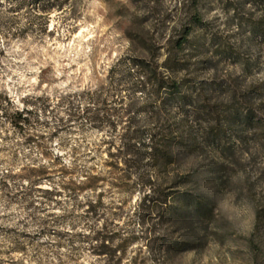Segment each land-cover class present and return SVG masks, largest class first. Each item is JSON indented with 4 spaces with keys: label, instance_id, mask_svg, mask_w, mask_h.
I'll use <instances>...</instances> for the list:
<instances>
[{
    "label": "rangeland",
    "instance_id": "rangeland-1",
    "mask_svg": "<svg viewBox=\"0 0 264 264\" xmlns=\"http://www.w3.org/2000/svg\"><path fill=\"white\" fill-rule=\"evenodd\" d=\"M0 108V264H264V0H0Z\"/></svg>",
    "mask_w": 264,
    "mask_h": 264
},
{
    "label": "trees",
    "instance_id": "trees-1",
    "mask_svg": "<svg viewBox=\"0 0 264 264\" xmlns=\"http://www.w3.org/2000/svg\"><path fill=\"white\" fill-rule=\"evenodd\" d=\"M199 1V0H196ZM195 24L196 25H202V21L199 17L195 18ZM191 34L190 32H187V36H189ZM187 41V39L185 38L183 40L182 43H180V46H182L183 44H185V42ZM167 85V84H166ZM167 89V86H165L164 84L159 85V91L165 90ZM171 92L169 93H173V95L179 93L180 91V87L177 84H173V86L170 88ZM160 96L158 97V99L156 101L160 100ZM1 109V108H0ZM93 110H87L86 115L88 117V121L90 123H95V122H102V124H106V125H111L113 127H116L115 123H111L110 121H106L105 120H100L97 118H92V114L95 115L93 112ZM97 111V110H96ZM23 116V113L20 114L19 112L16 113L15 118L16 119H21ZM18 123H20V121L14 120L12 122V124L14 126H17ZM122 123V122H121ZM132 123H129V126H127V128H125V133L121 136L120 141H121V147L119 149L116 150V153H111L109 152V162H107V166L109 168H112V170L114 171H122L120 164L122 163L123 166L125 167V171H123V174L121 175V177L118 179L120 181H130L132 178V156L136 157L137 160H139V162H142L144 160V155L147 149L153 150L152 154H149L150 157H152L153 161H155L156 163L161 161V159L166 155V151L164 150V148L161 147V145L159 144L160 141H156L155 137H152L150 142L152 143L151 145H147L146 143H144L142 138H137V139H132V131H131V126ZM136 141L134 142V144H132V141ZM59 159V158H58ZM61 162L62 159H60ZM63 166H65L64 163H62ZM88 172L91 171V168H87ZM36 175L33 177H28L25 178V180H27L29 182L28 184V188L26 189V192H32L33 190L41 192L43 191L46 194L52 195V192L50 190H42L39 188L40 183L42 182V180L46 177H48L49 172L48 169L46 167H39L38 169H36ZM12 176H6V178H11ZM54 178V177H52ZM101 178L98 175H89L86 178V182L84 183L85 185H87L88 188L90 189H95L97 187V185L100 183ZM192 202L194 205V213H201L202 215H205L207 213L208 210V205L203 203L202 201H199L197 198L196 199H187L184 198L183 202Z\"/></svg>",
    "mask_w": 264,
    "mask_h": 264
}]
</instances>
